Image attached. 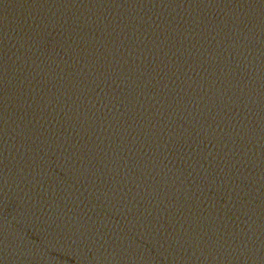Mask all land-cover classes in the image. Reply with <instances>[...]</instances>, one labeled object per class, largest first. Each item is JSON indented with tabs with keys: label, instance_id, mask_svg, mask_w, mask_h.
<instances>
[{
	"label": "water",
	"instance_id": "1",
	"mask_svg": "<svg viewBox=\"0 0 264 264\" xmlns=\"http://www.w3.org/2000/svg\"><path fill=\"white\" fill-rule=\"evenodd\" d=\"M0 264H264V0H0Z\"/></svg>",
	"mask_w": 264,
	"mask_h": 264
}]
</instances>
